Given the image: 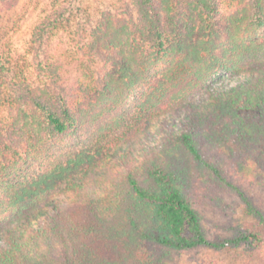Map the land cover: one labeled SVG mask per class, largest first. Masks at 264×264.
I'll use <instances>...</instances> for the list:
<instances>
[{
	"label": "trees",
	"instance_id": "trees-1",
	"mask_svg": "<svg viewBox=\"0 0 264 264\" xmlns=\"http://www.w3.org/2000/svg\"><path fill=\"white\" fill-rule=\"evenodd\" d=\"M72 11L59 6L32 33L41 82L20 80L0 44V80L13 93L0 120V264H127L145 247L264 253V210L242 187L227 183L251 222L226 237H208L193 200L208 174L225 182V162L249 177L238 160L264 147V0H127L101 11L75 39L89 85L66 78L52 47ZM134 94L141 115L180 113L154 146L131 142L143 129L134 121L132 134L120 111ZM29 114L45 141L99 126L33 172L16 158Z\"/></svg>",
	"mask_w": 264,
	"mask_h": 264
},
{
	"label": "rangeland",
	"instance_id": "rangeland-1",
	"mask_svg": "<svg viewBox=\"0 0 264 264\" xmlns=\"http://www.w3.org/2000/svg\"><path fill=\"white\" fill-rule=\"evenodd\" d=\"M125 1L127 0H0L1 47L12 59L10 60L11 66L19 72L20 80L41 82L42 79L38 78L34 67L32 33L37 24L52 11L70 3L73 9L71 21L60 26L55 32L52 47H54L56 55L60 54L67 60L66 78L70 81L81 79V82L89 85V82L81 76L84 68L83 62L76 59L78 48L75 39L78 38L80 32L78 25L84 24V29L88 31L90 22L98 18L101 11L122 10ZM83 33L85 34V32ZM10 94L13 95L3 80H0V120L4 122L9 119L7 101L10 99ZM138 99L137 94L128 96L124 100L120 113L123 115L124 121L134 125L132 134L138 127L135 126L134 121L143 129L142 136L137 132L133 134L136 138H133L131 142H134L135 146L140 147L143 140L146 145L154 146L174 128V122L178 123L181 119L180 113L168 112L161 118L152 117L150 113L141 115ZM29 115H31L28 116L29 118L19 120L16 128L15 141L19 153L16 158L29 157L33 172L43 170L44 166L52 163L61 155L63 156L74 145L80 147L82 142L92 136L99 126V123L86 126L79 133H70L67 136L59 137L54 142L45 141L41 139L37 121L32 117V114ZM138 117L139 120H136ZM102 122H106V119H102ZM6 137V134H3L1 139L4 140ZM141 147L143 148L144 145L142 144ZM238 161L243 168H246L247 172H252L249 177L245 178L239 172V164L228 161L223 164L222 169V177L225 182L215 180L206 174V180L198 182L193 193L194 206L201 216L208 237L211 239L231 235L227 230L229 225L251 222V219L244 213L243 204L238 194L227 183L242 187L264 210V147L253 155L245 154ZM214 162L216 161L214 160ZM0 164H2L1 157ZM5 173V168L0 166V176L2 177ZM127 264H264V253L245 254L241 250L214 251L206 247L185 251L145 247Z\"/></svg>",
	"mask_w": 264,
	"mask_h": 264
}]
</instances>
